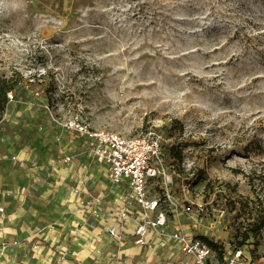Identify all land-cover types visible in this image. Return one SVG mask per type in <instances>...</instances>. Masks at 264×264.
Listing matches in <instances>:
<instances>
[{"label":"rangeland","instance_id":"obj_1","mask_svg":"<svg viewBox=\"0 0 264 264\" xmlns=\"http://www.w3.org/2000/svg\"><path fill=\"white\" fill-rule=\"evenodd\" d=\"M14 72L25 82L0 130L22 112L31 126L156 132L180 209L238 250L247 216L231 202L264 204V0H0V77ZM257 242L239 249L264 264Z\"/></svg>","mask_w":264,"mask_h":264},{"label":"crops","instance_id":"obj_2","mask_svg":"<svg viewBox=\"0 0 264 264\" xmlns=\"http://www.w3.org/2000/svg\"><path fill=\"white\" fill-rule=\"evenodd\" d=\"M16 116L22 125L0 130V264H194L171 238L177 231L215 243L220 262L233 256L227 232L185 208L169 210L167 236L151 230L145 245L136 244L143 210L133 203V217L121 219L116 199L127 190L113 186L92 141L54 119L31 126L28 113ZM112 228L121 238L109 235ZM245 259L239 264H251Z\"/></svg>","mask_w":264,"mask_h":264},{"label":"built area","instance_id":"obj_3","mask_svg":"<svg viewBox=\"0 0 264 264\" xmlns=\"http://www.w3.org/2000/svg\"><path fill=\"white\" fill-rule=\"evenodd\" d=\"M8 97L10 101L13 98L12 94ZM66 126L92 141L93 155L98 163L109 168L113 186L126 188V194L116 199L121 205V219L125 221L133 217L130 213L133 203L143 210V218L135 217L138 222L135 243L145 245L151 230L167 236L169 210L179 211L180 205L168 190L172 181L164 168L162 137L152 130L145 134L128 136L107 130H94L77 122ZM159 179L164 180L166 191L163 195L152 194L149 184H155ZM151 213L156 214L155 218L151 217ZM109 235L121 238L116 228L110 229ZM170 236L182 245L184 253L194 258V264H239L244 257V251L238 249L232 257L220 262L218 250L204 240L180 231Z\"/></svg>","mask_w":264,"mask_h":264},{"label":"trees","instance_id":"obj_4","mask_svg":"<svg viewBox=\"0 0 264 264\" xmlns=\"http://www.w3.org/2000/svg\"><path fill=\"white\" fill-rule=\"evenodd\" d=\"M25 79L20 74L14 72L12 76H2L0 77V123L2 122L4 116L9 110L10 107V99L9 94H12L17 91L18 87L23 86ZM22 88V87H21ZM167 133L172 132L176 129V127L171 124L168 125ZM170 136V133H169ZM165 152L167 154V158L171 161H183V153L181 149H178L175 144H167L164 146ZM211 182L207 183L205 187V191H211ZM233 209L237 212L236 215L239 219H243L244 216H247V220H243L241 227L237 228L236 239L240 240L238 245L239 248H243L246 245L250 246L253 245L255 248L258 245L257 240L263 236L264 234V204L263 203H248L247 201L242 202L241 205L238 202L234 201L231 202ZM205 242H207L212 248L218 249L220 248L215 243L209 241L205 237H198ZM251 238L255 239L256 242L253 244H248V241ZM255 248L251 249V255L255 253ZM220 258H222V252H219Z\"/></svg>","mask_w":264,"mask_h":264}]
</instances>
